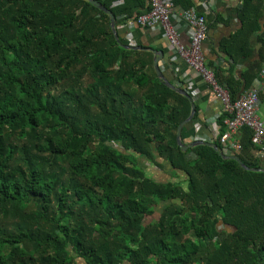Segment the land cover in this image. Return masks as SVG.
Wrapping results in <instances>:
<instances>
[{"label": "trees", "instance_id": "16d2710c", "mask_svg": "<svg viewBox=\"0 0 264 264\" xmlns=\"http://www.w3.org/2000/svg\"><path fill=\"white\" fill-rule=\"evenodd\" d=\"M97 1L116 26L149 7ZM263 14L264 0H242V27L220 49L227 75L213 66L232 98L255 77L234 64L254 33L264 46ZM190 112L89 0H0V264H264V171L209 145L182 150ZM252 134L241 129L236 155L264 168ZM139 157L187 186L147 177Z\"/></svg>", "mask_w": 264, "mask_h": 264}, {"label": "crops", "instance_id": "0c3cea01", "mask_svg": "<svg viewBox=\"0 0 264 264\" xmlns=\"http://www.w3.org/2000/svg\"><path fill=\"white\" fill-rule=\"evenodd\" d=\"M194 2L197 9L206 16L207 24H210L211 26V28L208 26L207 37L202 46L207 65L211 68H213L214 65H219L223 68V75H227L226 70L229 68V63L227 64V62L230 61V58L220 49L223 41L242 27V22L238 15L242 0H194ZM147 3L148 0L146 5ZM219 17L223 20H218ZM260 22L262 25L264 24V14ZM119 24L116 28L123 32L122 34L125 40L128 41L125 33L126 29L119 27ZM132 32L136 44L134 46H140L141 48H138L139 50L150 52L153 55V66L155 54L152 50L147 48L150 47L154 50L163 51V58L160 61L162 67L161 70L174 86L185 89L191 95L196 104V113L193 121L188 123L182 130L183 142L188 144L191 141H194V137L208 138L212 136V125L213 123L218 122L220 111L222 109L221 103L217 99V95L212 87L206 83L202 76L193 70L182 58H179L173 50H169L165 39L162 37V34L158 29L136 27ZM181 40L184 43L188 42L187 32L181 34ZM249 46L251 52L249 55L239 58L237 63L234 64V72L238 76H242V74L253 75L255 72V77L252 78L249 86L246 85L244 80L242 81L240 93L243 90L250 89L259 84L258 73L264 68V46L259 40L257 33H254L250 37ZM245 48H247V46ZM188 87L190 90H188ZM260 98L261 104L258 113L264 121V91L261 92ZM225 153L236 155V153H232L229 150ZM255 153L264 160V153L260 147L259 149H256ZM159 160L163 162L161 158H159ZM139 163L144 171L145 169L147 170L148 173L146 176L158 182L179 181L177 180V177L180 178L182 173H184L183 171L172 168L168 163L160 168L144 157H139ZM173 171H175L174 175H172ZM179 182H181V180ZM164 205L165 202L162 203L160 209H158L157 206L155 214L158 213L160 215Z\"/></svg>", "mask_w": 264, "mask_h": 264}, {"label": "built area", "instance_id": "2783aa9c", "mask_svg": "<svg viewBox=\"0 0 264 264\" xmlns=\"http://www.w3.org/2000/svg\"><path fill=\"white\" fill-rule=\"evenodd\" d=\"M147 5L148 9L137 16H121L119 27L126 29L127 42L136 45L132 32L136 27L158 29L169 50H173L202 76L221 103L220 116L223 119L222 123H213V135L208 138L192 139L208 142L217 140L224 152L229 150L238 153L242 149L240 131L243 127H248L253 132L252 139L257 148L260 147L264 153V121L258 113L261 104L260 94L264 91V68L258 73V85L243 90L236 98H232L229 90L218 83L215 69L207 65L202 48L208 33L206 16L196 6L182 8L176 6L174 0H148ZM183 32L188 34L187 43L181 40Z\"/></svg>", "mask_w": 264, "mask_h": 264}, {"label": "water", "instance_id": "95a60500", "mask_svg": "<svg viewBox=\"0 0 264 264\" xmlns=\"http://www.w3.org/2000/svg\"><path fill=\"white\" fill-rule=\"evenodd\" d=\"M93 5H95L96 7H98L100 10L104 11L105 13H107L109 16H110V21H111V27H112V30L114 32V35L116 37V39L120 42L121 46L124 47V48H128V49H138V48H141L140 46H134V45H131V44H128V43H124L120 40V37H119V34H118V31H117V28H116V24H115V15L114 13L111 11V9L107 8L106 6H104L103 4H101L99 1L97 0H89ZM147 49L149 50H152L153 53L155 54V58H154V68L156 70V73L158 75V77L163 80L167 86H169L170 88H172L173 90H176L177 92L185 95L189 101L191 102V112H190V115L184 120L182 121L179 126H178V130H177V142L178 144L180 145V147L182 148V150H187L191 147H194V146H197V145H200V144H204V145H209L213 148H215L216 150L219 151V153L221 154V156L223 158H230V159H235L237 160L238 162H240V164L247 170H255V171H259V170H263L264 171V168H250L249 166L245 165L241 160L240 158L237 156V155H229V154H226L225 152H223V150L220 149L219 145L215 142H208V141H204V140H194V141H191L190 143L188 144H185L183 142V139H182V130L183 128L188 124V123H191L194 119V116H195V113H196V104L193 100V98L191 97V95L183 88H178L176 86H174L171 81L165 76V74L163 73V71L161 70L162 67H161V64H160V61L162 60L163 58V51H158V50H154L150 47H148Z\"/></svg>", "mask_w": 264, "mask_h": 264}, {"label": "rangeland", "instance_id": "374dc122", "mask_svg": "<svg viewBox=\"0 0 264 264\" xmlns=\"http://www.w3.org/2000/svg\"><path fill=\"white\" fill-rule=\"evenodd\" d=\"M180 171V170H179ZM145 173L147 174L148 172H147V170L145 169ZM182 173V172H181ZM175 174V171H173L172 172V175H174ZM180 176V175H179ZM187 175L185 174V173H182V176L179 178V177H177V180H181V182H182V184H183V186H187V184H186V179H187ZM171 179H172V177H171ZM161 205H162V203H160L159 204V206H158V209H160V207H161ZM157 212V211H156ZM158 216H159V214L158 213H154V214H151V215H148V216H146V218H145V220H146V222H149V221H151V220H154V219H156V218H158ZM80 263H82V261L80 260L79 261ZM124 264H129L128 262H125Z\"/></svg>", "mask_w": 264, "mask_h": 264}, {"label": "clouds", "instance_id": "9594fccd", "mask_svg": "<svg viewBox=\"0 0 264 264\" xmlns=\"http://www.w3.org/2000/svg\"><path fill=\"white\" fill-rule=\"evenodd\" d=\"M126 43H128L127 41H126ZM129 44V43H128Z\"/></svg>", "mask_w": 264, "mask_h": 264}]
</instances>
